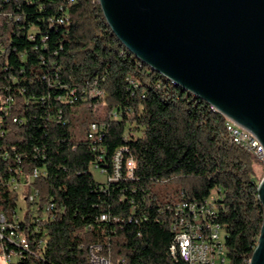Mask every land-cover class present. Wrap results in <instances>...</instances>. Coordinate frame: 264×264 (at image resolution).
I'll return each mask as SVG.
<instances>
[{
	"label": "trees",
	"instance_id": "obj_1",
	"mask_svg": "<svg viewBox=\"0 0 264 264\" xmlns=\"http://www.w3.org/2000/svg\"><path fill=\"white\" fill-rule=\"evenodd\" d=\"M0 13V106L12 99L0 112V213L38 255L18 264H86L90 246L112 264H186L170 253L175 207L211 195L228 264H247L262 224L258 161L230 142L224 117L133 56L98 0H0ZM99 102L102 115L85 107ZM93 121L100 140L86 138ZM121 148L135 178L107 182ZM34 168L46 175L20 213L8 180Z\"/></svg>",
	"mask_w": 264,
	"mask_h": 264
},
{
	"label": "water",
	"instance_id": "obj_2",
	"mask_svg": "<svg viewBox=\"0 0 264 264\" xmlns=\"http://www.w3.org/2000/svg\"><path fill=\"white\" fill-rule=\"evenodd\" d=\"M125 48L250 132L264 152V0H98ZM262 224L248 264H264Z\"/></svg>",
	"mask_w": 264,
	"mask_h": 264
},
{
	"label": "built area",
	"instance_id": "obj_3",
	"mask_svg": "<svg viewBox=\"0 0 264 264\" xmlns=\"http://www.w3.org/2000/svg\"><path fill=\"white\" fill-rule=\"evenodd\" d=\"M72 0H70L71 2ZM74 92H71L73 94ZM89 95L101 97V93L97 90H91ZM11 98L3 101L4 105L0 106V112H5L6 105L10 104ZM102 102L85 107L91 110L92 115L95 107ZM0 113V123L2 115ZM224 117V116H223ZM225 131L231 143L239 146L244 151L251 154L259 163L264 166V152L262 146L257 139L247 130L237 125L230 119L224 117ZM16 118H12V122L16 123ZM100 126L97 122H90L86 130V138L88 140H100ZM0 136L3 131L0 127ZM98 136V138H96ZM2 155L3 159H6ZM19 160V159H18ZM124 161V166L122 165ZM18 162V161H17ZM97 167L95 166L94 169ZM123 169V171H122ZM135 161L131 155L127 153L125 148L116 151L113 157V171L107 178V182L118 181L123 178H135ZM15 173H19L15 171ZM46 172L40 168H34L27 181L25 179H17L15 175H11L8 180L9 189L19 193L23 188L28 191L26 199L28 202L34 203L38 196L36 190L30 187L32 180H37L45 176ZM214 196L211 195L202 202L181 201L175 207V222L172 224L173 241L170 246L172 257L179 256L186 264H228L225 248V233L221 224L214 219ZM108 219L106 214H101L100 221ZM114 220H117L114 218ZM7 245H12L16 249H9ZM30 243L23 231L19 229V222L16 218L13 221H7L3 214L0 213V256L5 264H18L25 253L34 255L30 252ZM102 246H90L88 252V260L86 264H112L109 255L100 254ZM249 262V260H248ZM247 262V264H248Z\"/></svg>",
	"mask_w": 264,
	"mask_h": 264
},
{
	"label": "rangeland",
	"instance_id": "obj_4",
	"mask_svg": "<svg viewBox=\"0 0 264 264\" xmlns=\"http://www.w3.org/2000/svg\"><path fill=\"white\" fill-rule=\"evenodd\" d=\"M0 18H2L1 13H0ZM94 110H95L94 114H96V115L104 114L106 112V108H105L104 103L102 102L99 105H97ZM253 166H255L254 169H255L256 177L260 181L262 179V177L264 176V166L259 162L257 163L256 161L253 163ZM92 174H93L94 179L97 180L98 182H104L106 179L105 176L100 174V172L97 170H92ZM27 193H28V191L25 188H23L19 193H17V200H18L20 213L23 211L24 206H26V201H28V199H26ZM19 215H21V214H19ZM0 264H5L1 256H0Z\"/></svg>",
	"mask_w": 264,
	"mask_h": 264
},
{
	"label": "crops",
	"instance_id": "obj_5",
	"mask_svg": "<svg viewBox=\"0 0 264 264\" xmlns=\"http://www.w3.org/2000/svg\"><path fill=\"white\" fill-rule=\"evenodd\" d=\"M255 166H253V168H254ZM255 170V169H254Z\"/></svg>",
	"mask_w": 264,
	"mask_h": 264
}]
</instances>
